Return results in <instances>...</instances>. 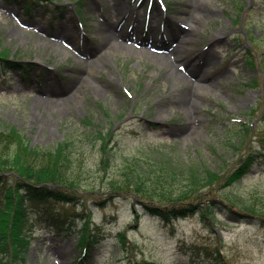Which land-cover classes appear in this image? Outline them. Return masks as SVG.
Returning a JSON list of instances; mask_svg holds the SVG:
<instances>
[{
	"label": "rangeland",
	"instance_id": "obj_1",
	"mask_svg": "<svg viewBox=\"0 0 264 264\" xmlns=\"http://www.w3.org/2000/svg\"><path fill=\"white\" fill-rule=\"evenodd\" d=\"M57 1L67 12L60 16L57 10L53 20L38 5L29 17L25 6L0 0V53L9 50L11 58L36 65L28 80L21 70L6 76L0 71V125L15 126L32 145L53 147L81 137L80 167L89 177L82 184L88 189L104 190L97 187L100 141L85 138L94 129L111 131V175L131 160L146 162L161 152L200 156L220 172L252 154L250 172L219 194L264 208V0ZM76 8L80 27L71 18ZM126 27L145 30L165 51L123 52ZM114 43L117 50L103 65H86V58ZM194 66H202L209 89L173 88L174 72L186 76ZM40 71L44 85L36 86ZM244 125L251 128L247 134ZM64 208L71 216L81 212V206ZM141 213L136 218L121 199L94 207L91 228L99 226L103 240L87 258L82 217L69 220L62 232L36 225L30 249L12 264H264V226L258 222L220 212L214 229L221 238L218 262L194 255L193 243L216 240L198 218L165 224ZM122 230L130 242L126 250L117 236Z\"/></svg>",
	"mask_w": 264,
	"mask_h": 264
},
{
	"label": "trees",
	"instance_id": "obj_2",
	"mask_svg": "<svg viewBox=\"0 0 264 264\" xmlns=\"http://www.w3.org/2000/svg\"><path fill=\"white\" fill-rule=\"evenodd\" d=\"M5 1L25 6L29 15H33L35 5L53 12L60 9L54 0ZM27 65L32 64L10 59L9 50L0 53V68L4 70L27 68ZM86 121L90 124L88 118ZM250 130L249 125H244L242 133ZM85 136L87 140L98 138L100 141L101 159L97 172L100 185L97 186L95 180L91 184L104 190L83 187L82 181L89 177L80 167L84 155L81 137L64 138L53 147L32 145L15 126L0 125V264H12L24 258L36 225H47L62 232L65 225L72 224L69 220L75 216L84 219L80 243L82 251L83 248L86 251L85 258L91 256L92 245L103 239L99 226L91 228L94 207L105 208L120 199L138 219L142 210L167 224L181 218H198L216 240L205 245L193 243L194 255L218 262L221 238L214 229L222 222L220 212H232L242 220L264 226V208L258 207L257 202L219 194L249 172L255 162L252 154H245L235 168L220 172L200 156L161 152L146 162L131 160L111 175L108 171L112 158L111 131L94 129ZM258 199L254 197L253 200ZM66 204L72 208L81 206V212L76 210L72 216L64 214L68 213L64 208ZM118 239L126 250L130 243L127 232L120 231Z\"/></svg>",
	"mask_w": 264,
	"mask_h": 264
},
{
	"label": "bare ground",
	"instance_id": "obj_3",
	"mask_svg": "<svg viewBox=\"0 0 264 264\" xmlns=\"http://www.w3.org/2000/svg\"><path fill=\"white\" fill-rule=\"evenodd\" d=\"M122 34V37L124 40H126L127 44H138L141 46L142 49H144V51H140V52H144L147 54H151V53H155V54H160V49H158V46H154V48H150V45H148V43L146 41H144L140 36H136V37H131L130 35H125ZM126 44V45H127ZM118 44L114 43L113 46L110 45H106L104 46V48L101 50V52H99L96 55V59L94 58L92 60V62L90 63V66H92V68L98 67L100 64H104L106 62L107 59H110V57L115 54V50H117ZM130 46H125L124 48H122L123 52H127L128 48ZM131 48V47H130ZM178 57H181V50H178ZM89 59V58H88ZM164 64H166L167 66H170L171 64H173V61L171 60H163ZM170 64V65H169ZM181 65V63L179 64ZM182 68V67H181ZM198 68L195 69H191L190 70V80L187 79L186 76H183L181 74H178L176 72H174V81H173V88H176L178 90H180L181 88H183L184 86H192V84L194 85V87H196V89L198 88L199 91H207L210 87L209 83H206L205 80L203 78H201V74L198 73ZM43 77H37V81H36V86H43L44 83H41V80ZM28 80V78H26ZM44 81V80H43ZM193 81V82H192ZM24 84L28 85L29 82H25Z\"/></svg>",
	"mask_w": 264,
	"mask_h": 264
}]
</instances>
